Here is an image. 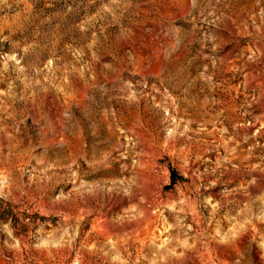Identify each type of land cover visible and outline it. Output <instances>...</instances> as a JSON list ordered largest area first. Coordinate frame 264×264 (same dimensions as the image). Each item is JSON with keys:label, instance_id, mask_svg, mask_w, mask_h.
Segmentation results:
<instances>
[{"label": "rangeland", "instance_id": "rangeland-1", "mask_svg": "<svg viewBox=\"0 0 264 264\" xmlns=\"http://www.w3.org/2000/svg\"><path fill=\"white\" fill-rule=\"evenodd\" d=\"M0 264H264V0H0Z\"/></svg>", "mask_w": 264, "mask_h": 264}, {"label": "trees", "instance_id": "trees-1", "mask_svg": "<svg viewBox=\"0 0 264 264\" xmlns=\"http://www.w3.org/2000/svg\"><path fill=\"white\" fill-rule=\"evenodd\" d=\"M173 181H175V180L173 179Z\"/></svg>", "mask_w": 264, "mask_h": 264}]
</instances>
